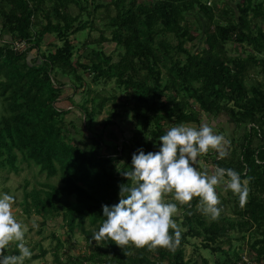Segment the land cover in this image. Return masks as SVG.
<instances>
[{
	"label": "trees",
	"instance_id": "obj_1",
	"mask_svg": "<svg viewBox=\"0 0 264 264\" xmlns=\"http://www.w3.org/2000/svg\"><path fill=\"white\" fill-rule=\"evenodd\" d=\"M263 25L264 0H0V170L18 174L25 165L44 175L46 181L29 190L25 177L15 205L28 218L61 217L69 238L82 234L91 249L68 255L69 264H208L200 255L185 258L187 246L197 254L219 253L214 264H264ZM85 31L87 39L77 49L72 39ZM92 31L97 38L90 37ZM46 36L60 44L49 41L42 51ZM106 43L114 45L112 53L105 52ZM232 44L240 55L229 54ZM81 49L87 55L73 62ZM58 74L74 92L84 87V75L89 78L82 104L68 98L85 125L66 123L72 108L58 106L66 86ZM112 83L117 94L108 97L101 90ZM91 84L100 90L88 91ZM108 105L95 132L92 117ZM125 110L133 120L128 139L110 128ZM201 115L225 117L233 134L242 132L226 137L232 149L224 159L215 150L206 154L213 167L235 169L249 181L246 202L226 190L215 219L201 211L199 197L181 205V216L174 217L182 233L175 249L92 240L104 219L102 205L118 203L119 186L131 183L122 171L131 166L132 154L140 148L158 151V138L169 127L200 126ZM50 236L55 263L65 264L58 254L62 240ZM40 242L35 259L47 253Z\"/></svg>",
	"mask_w": 264,
	"mask_h": 264
},
{
	"label": "clouds",
	"instance_id": "obj_2",
	"mask_svg": "<svg viewBox=\"0 0 264 264\" xmlns=\"http://www.w3.org/2000/svg\"><path fill=\"white\" fill-rule=\"evenodd\" d=\"M158 139L162 142L158 151L140 148L132 154L131 166L122 171L131 183L119 186L118 203L102 205L104 219L92 240L111 239L121 248L175 249L182 235L174 218L180 211L175 201L190 204L199 197L201 211L213 219L222 212L217 186L225 185L239 196L241 204L246 202L249 181L242 180L238 171L221 166L209 171L198 166V158L210 150L218 153V159L229 155L225 145L230 141L211 125L177 123ZM15 203L14 195L0 192V264H25L34 255L25 243L27 225L17 218ZM13 242L18 251H10Z\"/></svg>",
	"mask_w": 264,
	"mask_h": 264
},
{
	"label": "rangeland",
	"instance_id": "obj_3",
	"mask_svg": "<svg viewBox=\"0 0 264 264\" xmlns=\"http://www.w3.org/2000/svg\"><path fill=\"white\" fill-rule=\"evenodd\" d=\"M220 7H222V4H220ZM95 16H96V25L99 28H102L103 21H100V19H102V14L98 13V14H95ZM263 28H264V25H263ZM86 33H88V31H85L82 34H78L77 37L72 39V42L76 45L77 49H80L81 43L85 41V39H87ZM98 35H99L98 32H94V31L90 32V37L92 39L97 38ZM54 40L55 39H52V37L46 36V40L43 43L41 50L44 51L46 49L44 46L45 43L49 41L53 42ZM200 40H203V37L200 38ZM55 42L57 41L55 40ZM193 43L197 45L198 49L202 48L201 41H195ZM57 44L59 45L60 43L57 42ZM189 46L190 44H188L187 47ZM226 48L231 56L235 54H239L241 52L240 48L233 44L230 46H227ZM113 49H114L113 44L111 43L104 44V50L106 53H112ZM87 53H88V50L81 49V50L76 51L72 57V61L75 62L79 56L84 58L87 55ZM80 62L86 63L87 61L84 59H81ZM84 78H85L84 87L74 92L71 86L69 85V81L67 77L62 76L61 74H58L56 76L57 81L61 83H66V86H64V94L61 96V104H58V106L64 107L66 109L72 108L70 113L65 117V121L66 123H68L69 121H72V123L75 126H79L81 125V123L82 125H85V123L83 122V118H82L81 123L79 122L80 112L79 110L73 107V105L70 103L68 98H71V100L74 101L76 105H79L80 103L82 104V102L87 99V94L85 91L87 90V88L85 89V86L88 83L89 78H87V75H84ZM94 90L99 91L100 85L91 84L88 91H94ZM101 92L104 95L110 97V95H112L114 92L116 93L114 84L112 83V84L106 85L105 89L101 90ZM116 103L119 104L120 100H117ZM88 107H90V104H88ZM110 109H111V105H108L105 108L104 112L92 117L91 127L95 132H100L101 123L107 117V111ZM130 115H131L130 112L125 110L122 117L115 120L117 123V126L110 127L111 131L119 135V131L121 130L123 137L128 139L131 135V128H132V123H133L132 117ZM201 121L202 123L200 125L205 124V123L211 125L215 132L219 134H223L225 138L226 137L230 138L231 136L238 138V136L242 133V132L235 131V134H233V131H234L233 123L225 117L211 118V117L201 115ZM106 131L108 133L110 130H106ZM75 140H77V137L75 138ZM231 149L232 147L229 149V152ZM198 159L200 161L198 166L200 167L201 170L208 169L209 171H211L212 169H214L213 165H211V156H208L205 153V154H201V156ZM37 171L38 170L36 167L28 168L25 165H21V169L18 174H15L12 171L6 170V169L0 170V192H8L14 195L16 197V202H19L22 197V186H23V181L25 177H27L31 181V185L28 187V190L31 189V187L34 186L36 182L42 183L46 181V179L44 178V175H38ZM217 192L220 197L224 196L226 192V186L225 185L217 186ZM231 193L233 192L231 191ZM168 198L169 200H172V194H168ZM175 202L178 203L179 208H180L181 204H179L178 201H175ZM15 209H16L17 218L23 221L27 225L25 243H27L34 252L33 257L30 260H26L25 264H56L54 260V254H53L54 247H55V241L52 238L51 239L49 238L51 237L50 235L52 233H54L56 237H59L62 240L61 242L63 246L61 249L58 250L59 252L58 254L60 256V260L62 261V263L69 264L68 259L66 258L68 255H78V254H83L84 252L89 253V250L91 248L90 246L87 245L86 240L84 239V237L82 236L80 232L75 231V235H73L71 238H69L67 234H65L67 229L64 228V226H62L61 217H58L55 220H42L40 216L33 214L28 218L24 214L21 213L20 208L17 207L16 205H15ZM226 209H228V207H226ZM180 216H181V209L175 218H179ZM85 226L89 229L91 228L88 226L87 222L85 223ZM39 230H41L42 233H38ZM39 242H40L41 248L47 251V253L44 257L35 259L34 256L37 255L38 253L37 243ZM191 242L194 243L195 245H199L200 243L199 240H191ZM234 245L235 247H237V243L236 244L234 243ZM239 245L241 249L242 248L244 249V246H242V244H238V246ZM14 247H15V242L12 243L10 251H14ZM222 247L224 249H227V245L226 246L223 245ZM184 252H185V258H189V257L195 258L200 255L202 258L207 259L208 264H214V261L219 259L221 256L219 253L213 254L210 251H205L201 249L198 250V254H197L194 252V247L192 246L185 247Z\"/></svg>",
	"mask_w": 264,
	"mask_h": 264
},
{
	"label": "built area",
	"instance_id": "obj_4",
	"mask_svg": "<svg viewBox=\"0 0 264 264\" xmlns=\"http://www.w3.org/2000/svg\"><path fill=\"white\" fill-rule=\"evenodd\" d=\"M22 46H23V45H21V44H19V45L16 44V47L22 48ZM19 48H18V49H19ZM242 260H243L244 262H247V263L249 262V261H248L249 259L246 257V255H243Z\"/></svg>",
	"mask_w": 264,
	"mask_h": 264
}]
</instances>
